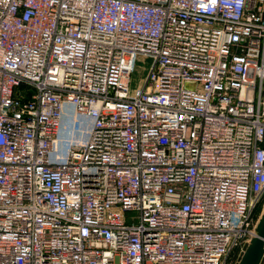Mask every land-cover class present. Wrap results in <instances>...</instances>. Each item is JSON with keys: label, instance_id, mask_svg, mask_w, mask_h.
<instances>
[{"label": "built area", "instance_id": "1", "mask_svg": "<svg viewBox=\"0 0 264 264\" xmlns=\"http://www.w3.org/2000/svg\"><path fill=\"white\" fill-rule=\"evenodd\" d=\"M263 193L264 0H0V264H235Z\"/></svg>", "mask_w": 264, "mask_h": 264}, {"label": "water", "instance_id": "2", "mask_svg": "<svg viewBox=\"0 0 264 264\" xmlns=\"http://www.w3.org/2000/svg\"><path fill=\"white\" fill-rule=\"evenodd\" d=\"M188 85H190L188 83ZM264 251V210L256 224V235L249 242H245L235 264H259L262 261Z\"/></svg>", "mask_w": 264, "mask_h": 264}, {"label": "rangeland", "instance_id": "3", "mask_svg": "<svg viewBox=\"0 0 264 264\" xmlns=\"http://www.w3.org/2000/svg\"><path fill=\"white\" fill-rule=\"evenodd\" d=\"M151 63H152V60L149 57L140 56L138 58L137 63H136V68L132 72L131 77H130V86L132 88L139 86L144 81L147 75L148 69L151 66ZM263 210H264V193L254 209V219L259 220V217L261 216ZM238 253H239V250L235 249L231 253L230 259L231 260L236 259L238 256Z\"/></svg>", "mask_w": 264, "mask_h": 264}, {"label": "trees", "instance_id": "4", "mask_svg": "<svg viewBox=\"0 0 264 264\" xmlns=\"http://www.w3.org/2000/svg\"><path fill=\"white\" fill-rule=\"evenodd\" d=\"M234 250H235V249H234ZM234 250H233V251H234Z\"/></svg>", "mask_w": 264, "mask_h": 264}]
</instances>
